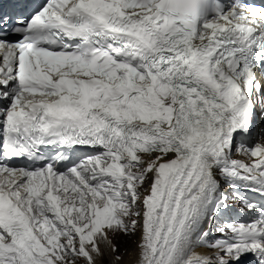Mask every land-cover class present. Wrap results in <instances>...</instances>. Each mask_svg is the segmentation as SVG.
I'll return each mask as SVG.
<instances>
[{"label": "snow or ice", "instance_id": "1", "mask_svg": "<svg viewBox=\"0 0 264 264\" xmlns=\"http://www.w3.org/2000/svg\"><path fill=\"white\" fill-rule=\"evenodd\" d=\"M258 120L264 5L0 0V264H264Z\"/></svg>", "mask_w": 264, "mask_h": 264}, {"label": "rangeland", "instance_id": "2", "mask_svg": "<svg viewBox=\"0 0 264 264\" xmlns=\"http://www.w3.org/2000/svg\"><path fill=\"white\" fill-rule=\"evenodd\" d=\"M233 158L234 159H236V158L245 159L246 157L240 156V155H234ZM223 190L226 193L229 192V189L227 188V186H225ZM229 203H232L236 208L239 207L238 202L229 201ZM136 240H137V235H135V236H123V235H121V236L116 237V239L114 240V243H116L118 248H119V253H117V254L122 256L123 254H126V252H128L129 250H132L133 247H135V245H136L135 244ZM108 253L109 252L105 253V256L102 258V261L98 262V264H111V258L114 257V254L110 253L108 255Z\"/></svg>", "mask_w": 264, "mask_h": 264}, {"label": "bare ground", "instance_id": "3", "mask_svg": "<svg viewBox=\"0 0 264 264\" xmlns=\"http://www.w3.org/2000/svg\"><path fill=\"white\" fill-rule=\"evenodd\" d=\"M260 143H262V142H260ZM241 160H244V162H246V163H250L251 162L247 157L245 159H241ZM138 239H139V234H137V240L135 242L136 245H137ZM136 245H135V247L132 246L133 247L132 250H129L128 252H126V254H123L121 260L116 261L114 259V257H112L111 258V264H135L136 253H137ZM196 251L203 254V253L207 252V249L198 248ZM109 254H110V252L108 253V255Z\"/></svg>", "mask_w": 264, "mask_h": 264}]
</instances>
